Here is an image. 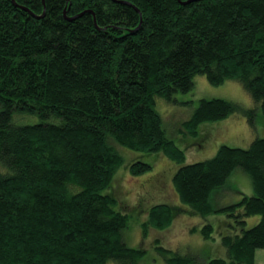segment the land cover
I'll list each match as a JSON object with an SVG mask.
<instances>
[{"label": "trees", "instance_id": "1", "mask_svg": "<svg viewBox=\"0 0 264 264\" xmlns=\"http://www.w3.org/2000/svg\"><path fill=\"white\" fill-rule=\"evenodd\" d=\"M196 75L239 82L252 105L200 97L181 123L186 136L230 115L264 116V0H0V264H148L142 245L125 242L129 215L112 180L121 166H152L118 147L174 167L177 204L135 209L142 237L179 213L194 218L186 245L199 252L158 244L165 264H256L264 136L186 162L182 145L200 141L178 146L156 109ZM234 172L248 188L230 186Z\"/></svg>", "mask_w": 264, "mask_h": 264}, {"label": "rangeland", "instance_id": "2", "mask_svg": "<svg viewBox=\"0 0 264 264\" xmlns=\"http://www.w3.org/2000/svg\"><path fill=\"white\" fill-rule=\"evenodd\" d=\"M200 97H223L240 102L244 107H251L252 105L251 98L239 82L228 79L218 85H214L210 84L203 75H196L193 78L191 90L176 94L178 101L169 102L162 98H157L156 109L161 117L166 121L172 120V122H169L170 124H167L163 120V125L167 129L168 136H170L178 146L182 145L180 138L200 141L199 145L191 144L186 148L182 145L186 162L202 160L212 156L221 143L246 147L254 137L264 136V116L258 111L251 124L247 121L245 116L242 115L244 119L243 122L241 119H236L234 114L222 121L215 122V124L204 126V132L199 131L197 135L192 137L189 135L186 136L187 133L184 134L181 123L189 117ZM162 103L169 108L170 113L173 112L175 114L171 115L167 113ZM175 122L177 124H174ZM201 125L202 124L198 126L199 129ZM203 135L206 137L202 138ZM118 148V151L126 158L132 157L141 159L149 162L152 166L149 171L140 174H132L127 168H121V166L119 167L118 173L115 172L117 175L113 178L114 180H112L113 189L115 190V195L119 202L118 208H126V212L129 215L128 228L124 233L126 244L133 247L142 245L145 249L143 260H146L148 264H165L161 257V253L159 254L155 248L158 244L172 249L177 248L180 253L190 252L194 254L195 252H199L196 250V247H187L193 244L192 241L190 244L186 245L187 239L192 238L186 226L194 219L186 213L177 214L172 224L165 230H157L149 227L145 237H142L140 221L141 212L139 213V210L135 209L141 208V206L144 209L156 202H167L170 204H177L178 202L176 193L170 183L174 167L168 159L160 153L131 150L129 152L125 150V148ZM131 152H133L135 156ZM236 174L240 175V179L238 181L232 177L231 180H229L231 183L230 186L237 184V186L241 187V190L248 188L250 184L248 175L246 173L241 174L240 172L233 173V175ZM213 196L215 195L213 194ZM240 197L241 195H236L237 199ZM215 199H217V197H215ZM253 217L254 216H250L248 218V225L253 224L254 221H250ZM214 242L216 243V240H211L213 247L215 245ZM221 253L222 252L218 254ZM254 261L256 264H264V248L256 249Z\"/></svg>", "mask_w": 264, "mask_h": 264}]
</instances>
